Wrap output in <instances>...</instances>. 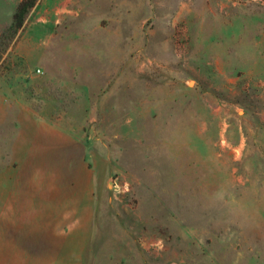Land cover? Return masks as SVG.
<instances>
[{
    "label": "rangeland",
    "instance_id": "374dc122",
    "mask_svg": "<svg viewBox=\"0 0 264 264\" xmlns=\"http://www.w3.org/2000/svg\"><path fill=\"white\" fill-rule=\"evenodd\" d=\"M0 0V264H264V0Z\"/></svg>",
    "mask_w": 264,
    "mask_h": 264
},
{
    "label": "trees",
    "instance_id": "16d2710c",
    "mask_svg": "<svg viewBox=\"0 0 264 264\" xmlns=\"http://www.w3.org/2000/svg\"><path fill=\"white\" fill-rule=\"evenodd\" d=\"M37 0H21L14 15L15 26L21 27L28 10L35 5Z\"/></svg>",
    "mask_w": 264,
    "mask_h": 264
}]
</instances>
